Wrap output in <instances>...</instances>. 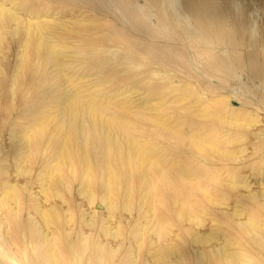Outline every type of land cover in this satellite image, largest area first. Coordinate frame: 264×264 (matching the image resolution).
Listing matches in <instances>:
<instances>
[{
    "label": "rangeland",
    "instance_id": "1",
    "mask_svg": "<svg viewBox=\"0 0 264 264\" xmlns=\"http://www.w3.org/2000/svg\"><path fill=\"white\" fill-rule=\"evenodd\" d=\"M16 2L26 6L24 13L30 17L36 13H43L51 20L65 22L69 27L64 29L63 25H57V34L71 40L75 39V44L86 47L89 55H94L96 61L99 60L105 66L111 67L109 76L119 79L115 85H118V82L129 83V80L135 82L139 79L144 82L145 97L149 93L174 91L170 97L189 95L184 104L193 100L207 101L217 98L219 102L212 105L210 110L213 116L230 111L236 118L249 119L253 115L258 116L260 123L248 130L233 128L238 134L241 132L247 134L246 139L241 142L246 149L244 155H239L241 163L240 160L230 158L210 159L204 152H197L191 145L173 135L166 127L155 125L153 136L147 134V137L151 136L162 143V147L169 151L175 160H180L181 165L191 164V169L197 168L189 173L190 176H201V184L210 185L209 190L215 195L218 194L217 199L220 203L208 205V200L202 197L197 186L189 187L186 181H180L185 191L196 196L191 203L192 207L205 208L204 213H199L202 215L200 217L204 225L195 227L185 210L178 214L172 207L170 195L164 187V181L161 180L158 184L162 189L163 201L160 203L153 200L154 215L147 216L149 213L147 204L150 203L151 197L148 195L139 215L137 205L143 196L139 193L141 188L133 184L132 196L127 200L129 205L126 209L124 203L128 185L121 180V186L114 188L113 201L116 205L115 219L117 217L116 221L121 223L123 233L122 247L118 254H114L115 256L105 254L99 260L95 232L85 228L87 230L85 235L88 236L87 249L81 247L82 212L77 209V206L82 204V209L88 208L97 218L106 213L101 203V187L104 184L99 175L92 182L95 197L91 205H87L86 200L78 194L80 186L77 180L69 183L71 193L65 190L64 185L60 183V186L56 185L62 193H68L67 195L63 193V196L67 202L71 201L69 204L74 207L72 209L74 220L71 227L62 218L59 221L52 220L50 228L45 230V227L41 226L40 218L32 209V205L35 204V191L39 190L33 181L38 173V156H41L38 153L40 154L41 145L36 144L37 146H33L34 149L31 147L34 152L30 153L31 160L23 164L28 170V177L24 176L23 172L17 174L15 160L22 154V150H19L20 135L27 128V124L35 122L43 114L41 90L46 85L45 79H50L51 76L44 71L43 65L37 64L34 37L28 39L29 43L24 47L26 58L23 62L20 60L19 55L21 56L24 41L23 28L18 26L16 35H12L10 29L14 24L8 21L5 28L1 27L4 36L2 45L5 48L0 52V264H129L130 232L139 223L145 224V230L143 247L140 249L136 264H154L148 261L150 255L148 248L152 241L162 245L174 244L184 251L187 259L185 261L180 254L173 253L167 257L169 261L165 258L159 260V264L167 262L201 264L196 260V250L199 246L193 241V237L198 230L206 231L215 216L218 220L224 221L223 223H228V230L226 229L225 233H230L233 238L240 236L242 233L238 226L219 210L230 207L237 199L247 202L241 198L243 195L240 194V197L238 195L242 189L223 187L206 176L217 172L225 175L227 171L239 165L244 166L243 174L251 173L249 166L254 167V173L264 167V131L260 128L261 123L264 124V0H16ZM72 21L76 23H70ZM96 54L101 57L96 59L98 57ZM136 76L137 78H134ZM177 112L190 116L189 112L182 110ZM199 123L214 128V135L218 138L219 135L216 136L218 132L220 134L221 129H225L224 123L216 121L214 117ZM47 155L44 153L43 159ZM63 172L65 175L68 174L65 168ZM7 184L15 186V191L20 196L18 203L2 198ZM226 194L229 197L225 198ZM219 196L222 197L221 200ZM36 198L41 197L38 194ZM55 201L59 203L60 200L55 198ZM149 219L158 222V225L161 222L160 228L157 225L150 230L147 225ZM30 223L39 227L40 233H47L48 238L51 237L55 241L57 247L55 263L51 262L47 245H42L30 234ZM242 239L257 251L254 241L245 235ZM210 245L213 247V243Z\"/></svg>",
    "mask_w": 264,
    "mask_h": 264
},
{
    "label": "bare ground",
    "instance_id": "2",
    "mask_svg": "<svg viewBox=\"0 0 264 264\" xmlns=\"http://www.w3.org/2000/svg\"><path fill=\"white\" fill-rule=\"evenodd\" d=\"M19 3L16 0H0V52L5 48L2 45L4 36L1 33V27L5 28L7 22H11L14 25L10 33L16 35L17 27L21 26L24 41L21 56L19 55L20 60L23 62L26 58L24 47L28 45V39L34 37L37 64L43 65L44 71L51 76L50 79H45L46 85L41 90L43 114L35 122L27 124V128L20 135L19 150H22V154L15 160L17 174L23 172L24 176H27L28 170L23 167V164L31 160L29 159L30 153L33 152L31 147L37 146L36 144L41 145L38 155L42 158L38 156V173L33 181L38 185L36 188L39 190L35 191V204L32 205L35 214L40 218L41 226L47 230L52 220L59 221L62 218L71 227L74 220L72 210L74 207L70 206L71 201L67 202L63 196L64 192L57 189L56 185L62 184L65 190L70 192V181L74 183L77 180L80 186L78 194L86 200L87 205H91L95 197L92 182L98 175L104 184L101 187V203L106 213L101 218H97L95 213H91L87 207L82 209V204L77 206V209L82 212L80 215L83 228L81 247L84 250L87 249L88 236L85 235L87 233L85 228L95 232L99 260L105 254L115 256L114 254H118L122 247L123 233L121 223L116 221L117 217L115 219L116 205L113 201L114 188H119L122 181L128 185L127 198L125 203L123 202L126 209L129 205L127 200L132 196L133 184H136L141 188L140 195L143 194L139 199L138 212H136L140 215L139 212H142L144 203L150 195L147 216L154 215L153 200L160 203L163 201L164 196L159 186V181L163 180L164 187L170 195V203L178 214L185 210L191 223L195 224L193 226H203L204 221L199 213H202L205 208L192 207L191 203L196 196L185 191L180 181H186L189 187L197 186L202 197L208 200V203L206 202L208 205L220 203L217 199L218 194L215 195L209 190L210 185L201 184V176H190L189 173L197 168L191 169V164L181 165L180 160H175L172 154L162 147V143L151 136L147 137V134L153 136L155 125H161L183 142L191 145L197 152H204L210 159L219 157L221 160L230 158L238 161L241 159L239 155L246 151L241 142L246 139L247 134L244 132L238 134L233 128L248 130L251 126L260 123L259 117L253 115L249 119L236 118L230 111L213 116L210 110L212 105L219 102L217 98L207 101L193 100L184 104L189 99V95L170 97L174 91L160 94L149 93L145 97L144 82L139 79L135 82L129 80V83L118 82V85H115L116 80L119 81V79L109 76L111 67L105 66L99 60L96 61L94 55H89L90 52L86 47L75 44V39L71 40L57 34V25H63L64 29L69 27L65 22L51 20L43 13H36L30 17L24 13L26 6ZM70 23H76V21ZM100 57L98 55L96 59ZM117 76L120 75L117 74ZM177 110L189 112L190 116L179 114ZM209 117H214L216 121H222L225 125V129H221L220 134L218 132L216 135H219V138L215 137L214 128L199 123L202 120L206 121ZM261 125L260 128L264 131V124L261 123ZM47 152H49L48 155ZM44 153L47 155L45 159H43ZM64 168L68 172L67 175L63 172ZM242 169L244 166L239 165L227 171L225 175L217 172L206 177L223 187L242 189L238 195L239 197L240 194L243 195L245 198H241L247 202L234 199L230 207L220 209L219 212L227 215L229 220L238 226L236 227L240 229V233L255 242L257 251L243 241L244 235L236 234L237 238H233L230 233H225L224 231L228 230V223H223L224 221L218 220L215 216L210 218L211 223L208 221L210 225L208 224L206 231L198 230L193 237V241L199 246L196 250V260L201 264H264V167L254 173V167L249 166L251 173H247L248 175L243 174ZM250 177H252L251 180H249ZM38 194L41 198H36ZM220 196L219 200L224 197V195ZM226 197L229 195L226 194ZM2 198L11 200L13 203H18L20 200L13 184L5 186ZM55 198L60 200L59 203L55 201ZM223 202H225L224 199ZM144 225L139 223L131 232L129 231L131 234L130 242L127 241L129 264H136L139 259V252L143 247ZM147 225L152 230L158 222L149 219ZM29 231L33 238H37L42 245H47L51 262L55 263L57 247L53 238H48L47 233H40L39 227L33 223L29 224ZM110 243L111 246H109ZM149 247L148 261L151 263L159 264V260H165L173 253H178L185 259L184 251L172 243L162 245L152 241Z\"/></svg>",
    "mask_w": 264,
    "mask_h": 264
}]
</instances>
